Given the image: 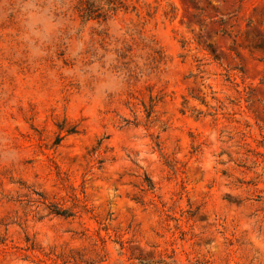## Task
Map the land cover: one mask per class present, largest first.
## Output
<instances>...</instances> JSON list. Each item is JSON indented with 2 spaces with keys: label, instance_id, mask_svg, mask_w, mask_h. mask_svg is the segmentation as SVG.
<instances>
[{
  "label": "rangeland",
  "instance_id": "1",
  "mask_svg": "<svg viewBox=\"0 0 264 264\" xmlns=\"http://www.w3.org/2000/svg\"><path fill=\"white\" fill-rule=\"evenodd\" d=\"M84 1L0 0V264H264V0Z\"/></svg>",
  "mask_w": 264,
  "mask_h": 264
},
{
  "label": "trees",
  "instance_id": "2",
  "mask_svg": "<svg viewBox=\"0 0 264 264\" xmlns=\"http://www.w3.org/2000/svg\"><path fill=\"white\" fill-rule=\"evenodd\" d=\"M98 6L99 5L95 4L94 0H86V1H84L83 4L80 7L82 16L87 18V19H89V18H92L93 16L97 15L99 10H100V7H98ZM116 9L117 8L114 5H110V8H109L110 11H113V10H116ZM55 212L57 214H61V215H70L69 211L62 210V209H56ZM201 264H206V263L202 262Z\"/></svg>",
  "mask_w": 264,
  "mask_h": 264
}]
</instances>
